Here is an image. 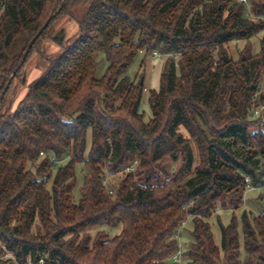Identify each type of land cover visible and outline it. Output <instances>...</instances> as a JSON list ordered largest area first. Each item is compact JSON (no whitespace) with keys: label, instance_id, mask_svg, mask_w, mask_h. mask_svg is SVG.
<instances>
[{"label":"trees","instance_id":"1","mask_svg":"<svg viewBox=\"0 0 264 264\" xmlns=\"http://www.w3.org/2000/svg\"><path fill=\"white\" fill-rule=\"evenodd\" d=\"M67 15L76 36L15 109L0 107V264H179L170 258L189 217L187 264H264V210H244L242 231L234 211L246 175L264 186V109L253 117L264 107V0H0L1 98ZM235 40L247 41L238 59ZM155 51L166 59L145 121V85L127 71ZM124 171L110 192L108 174ZM219 206L233 211L221 247L208 221Z\"/></svg>","mask_w":264,"mask_h":264},{"label":"rangeland","instance_id":"2","mask_svg":"<svg viewBox=\"0 0 264 264\" xmlns=\"http://www.w3.org/2000/svg\"><path fill=\"white\" fill-rule=\"evenodd\" d=\"M81 13V8L77 7L74 9V16H78ZM249 16L250 13L247 12ZM64 16L60 19L56 26L57 40L56 39H47L41 41L36 46L35 50L30 53L29 59L26 63L24 74L22 79H16L13 81L10 91L5 95L4 99L0 97V107L2 110L7 108L15 109L20 102V100L25 96L29 84L36 78H38L45 69L49 66L51 60H53L63 49V43L70 42L73 39L79 29V22L77 19ZM263 33H260L250 39V43L252 45V50L254 53H258L260 51V38ZM247 43L246 40H235L229 42L227 45L229 54L233 59H238L239 51L245 46ZM155 56L154 54L145 55L143 52L138 54L135 58L134 62L130 66L127 71V74L131 77V79L135 81H139L143 79V84L145 85V91L143 100L140 106V110L145 112V121H148L152 117V112L150 109V105L148 102L149 92L151 90H158L160 86V78L163 70V64L166 59V55ZM105 63L101 65L99 68L100 71L105 69ZM261 93L264 94V82L261 85ZM259 110H254L253 117L256 118L260 115L261 111L264 109L263 106L258 108ZM91 144V134L88 135V148ZM68 160V157L63 158L61 161L56 162V167L59 164H64ZM177 162L176 165H178ZM28 168H33L31 164L28 165ZM127 172V170H126ZM85 170L83 166L80 164L77 166L76 174H77V187L75 198L78 199L79 188L83 184ZM125 176V171L121 172L117 175L108 174L107 180L105 182L107 188H109L110 192H114V186H119L122 182V179ZM244 210L249 211L250 217L253 218L258 215L261 211L264 210V186L262 187H253L247 188L244 194V203L239 208L234 210L235 214L238 218L239 228L242 231V220L241 215ZM233 211L225 210L221 206L214 210L213 215L208 218V221L211 224L212 231L214 234L215 242L218 246L221 247L222 244V232H221V224L227 225L230 223ZM121 227L117 229H111L110 235H114L118 233ZM191 228L192 222L191 217L183 224L180 229V247L182 248V253L187 249L188 242L191 241ZM4 250V249H3ZM2 258H9L6 252L3 254ZM179 264H187V260L181 256L179 260Z\"/></svg>","mask_w":264,"mask_h":264},{"label":"built area","instance_id":"3","mask_svg":"<svg viewBox=\"0 0 264 264\" xmlns=\"http://www.w3.org/2000/svg\"><path fill=\"white\" fill-rule=\"evenodd\" d=\"M244 1H246V0H244ZM154 55H155V56H156V55H157V56H162V55L160 54V52H158V51H155V52H154ZM163 55H164V54H163ZM41 154H43V152H41ZM54 161L56 162V160H54ZM131 169H132V165H131V166H128V167L126 168L127 171H130ZM245 179H246L247 187H248V188H253V187H255V186H253V184H252V178H251L249 175H246V176H245ZM3 249H4V251L6 252V254L8 255L9 258H10V257H11V258H14L13 254H12L11 252H9V251L6 249L5 246H3ZM181 256H182V248L180 247L179 250H178L175 254H173V255L171 256L170 260L173 261V262H179ZM15 262H16V261H15ZM16 263H17V262H16ZM26 264H35V263L33 262V260H32L31 258H29ZM39 264H44V260H43V259H40Z\"/></svg>","mask_w":264,"mask_h":264},{"label":"water","instance_id":"4","mask_svg":"<svg viewBox=\"0 0 264 264\" xmlns=\"http://www.w3.org/2000/svg\"><path fill=\"white\" fill-rule=\"evenodd\" d=\"M48 24V22L46 23V25ZM43 30V29H42ZM42 30H40V32L38 33V35L42 32ZM37 35V36H38ZM36 36V37H37ZM36 37L32 40V42H31V44H30V46H32L33 45V43H34V41H35V39H36ZM28 52V51H27ZM141 83H143V79H141Z\"/></svg>","mask_w":264,"mask_h":264}]
</instances>
